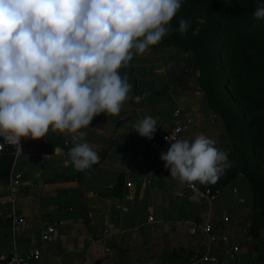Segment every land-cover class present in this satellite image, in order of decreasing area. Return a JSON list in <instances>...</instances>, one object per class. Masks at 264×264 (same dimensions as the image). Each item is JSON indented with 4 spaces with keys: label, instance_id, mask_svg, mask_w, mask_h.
I'll return each instance as SVG.
<instances>
[{
    "label": "crops",
    "instance_id": "0c3cea01",
    "mask_svg": "<svg viewBox=\"0 0 264 264\" xmlns=\"http://www.w3.org/2000/svg\"><path fill=\"white\" fill-rule=\"evenodd\" d=\"M180 59L145 52L119 70L133 87L119 115L101 113L82 129L84 142L100 158L85 172L77 171L67 156L72 147L67 135L49 131L39 140L21 141L12 167L21 171L23 187L10 191L0 178L1 253L10 249L8 216L15 210L26 221L15 241L21 251L39 242L44 218L64 220L49 244L40 248L45 262L187 264L205 252L215 260L197 259L193 264H264V253L258 252L264 248L261 231L248 233L251 191L241 171L218 185L219 194L208 205L169 176L131 126L145 116L166 125L172 110L179 108L188 120L186 140L204 134L222 151L230 150V136L192 73L187 87L180 85ZM206 219L217 232L213 242L190 231L192 223ZM232 244L237 251L230 259Z\"/></svg>",
    "mask_w": 264,
    "mask_h": 264
},
{
    "label": "clouds",
    "instance_id": "9594fccd",
    "mask_svg": "<svg viewBox=\"0 0 264 264\" xmlns=\"http://www.w3.org/2000/svg\"><path fill=\"white\" fill-rule=\"evenodd\" d=\"M181 6L182 0H0V137L21 149L23 139L64 134L77 171L97 164L82 129L101 113L119 115L133 87L119 70L173 30ZM253 17L264 19V4ZM188 27L180 19L175 30L183 35ZM131 126L151 139L157 121L145 116ZM167 139L160 159L182 184L214 185L230 166L211 137Z\"/></svg>",
    "mask_w": 264,
    "mask_h": 264
},
{
    "label": "trees",
    "instance_id": "16d2710c",
    "mask_svg": "<svg viewBox=\"0 0 264 264\" xmlns=\"http://www.w3.org/2000/svg\"><path fill=\"white\" fill-rule=\"evenodd\" d=\"M264 0H182V6L171 21L172 43L186 51L187 63L195 65L197 83L209 108L220 117L225 130L233 111L229 97L242 104L246 112L264 110V19L256 20L253 12ZM189 21L185 34L175 29L179 20ZM228 61L234 73L223 78L216 66L217 54ZM11 145L0 150V178L6 180L11 161ZM247 149L261 163V173L249 169ZM21 151V149H20ZM232 164L221 176L232 179L240 170L251 191L248 233L256 235L258 215L264 217V126L255 131L250 145L231 144L227 152Z\"/></svg>",
    "mask_w": 264,
    "mask_h": 264
},
{
    "label": "built area",
    "instance_id": "2783aa9c",
    "mask_svg": "<svg viewBox=\"0 0 264 264\" xmlns=\"http://www.w3.org/2000/svg\"><path fill=\"white\" fill-rule=\"evenodd\" d=\"M172 119L166 124H157L156 130L152 135V138L143 137V142L151 156L158 158L163 167L164 161L160 159V154L167 152L170 147L171 141L167 138L185 139V132L188 127V120L186 119V112L179 108H174L171 112ZM5 145H11V161L8 171V177L5 180V187L10 191H14L16 188H22L24 181L21 171L12 167L16 161L17 156L20 153V147L7 142L3 137H0V150ZM165 169V167H164ZM168 174L169 170L165 169ZM183 186L194 193L197 198L208 205H211L219 194V187L209 188L208 186L200 185L199 182H194L192 186L183 184ZM223 216L222 219H226ZM64 222L63 219H47L44 218L41 221L39 231V242L26 250H19L16 247L15 241L17 236L26 226L25 216L19 211L12 210L8 216V232L7 239L10 244V249L6 253L0 252V264H64L61 261L54 263L45 262L41 259L40 248L47 246L49 242L54 238L57 227ZM191 232L203 233L207 240L213 242L217 238V232L214 229V224L211 220L206 219L200 222L192 223L190 227ZM237 251V245L232 244L227 252L228 258H233ZM201 259L206 261H214L215 257L211 254L202 252L198 257L191 258L187 264H193L195 260Z\"/></svg>",
    "mask_w": 264,
    "mask_h": 264
},
{
    "label": "rangeland",
    "instance_id": "374dc122",
    "mask_svg": "<svg viewBox=\"0 0 264 264\" xmlns=\"http://www.w3.org/2000/svg\"><path fill=\"white\" fill-rule=\"evenodd\" d=\"M213 51L217 54L216 66L221 70L223 78H230L231 74L234 73V68H231L228 61L218 55L216 48H213ZM149 55L153 53L161 52L163 54H168L174 56V59L177 60L178 57L181 58V72H185L187 70L192 71L193 82L198 86L197 83V69L195 65L190 66L186 60V51L181 47L172 43L170 39L169 33L155 46H151L148 51H146ZM200 90V89H199ZM229 106L231 110L234 112L232 119L229 123V133L231 144H246L250 145V141L253 137V134L260 127L264 126V110H260L257 112H246L243 105L229 97ZM252 152V151H251ZM250 152V149H247L245 156H248L249 160V169L253 170L254 173L259 174L262 170L261 163H258L257 159L254 157L253 153ZM242 175L246 173L247 170L240 168ZM258 223L259 231H261V236L264 237V217L262 218L260 214L258 215V219L256 220ZM249 226V223H248ZM259 253H264V248L260 247Z\"/></svg>",
    "mask_w": 264,
    "mask_h": 264
},
{
    "label": "water",
    "instance_id": "95a60500",
    "mask_svg": "<svg viewBox=\"0 0 264 264\" xmlns=\"http://www.w3.org/2000/svg\"><path fill=\"white\" fill-rule=\"evenodd\" d=\"M191 73H192L191 70H187V71H185V72H183V73H181V74L179 75V77H178V81H179V83H180L181 86H183V87H187V85H188L187 83H188V80H189L190 77H191ZM223 181H224V179H223V178H220V179L217 181L216 184H214V185H209V188L217 187L218 185L222 184Z\"/></svg>",
    "mask_w": 264,
    "mask_h": 264
}]
</instances>
